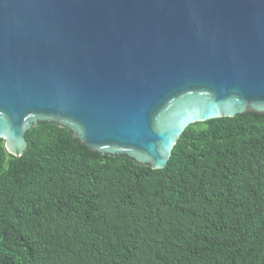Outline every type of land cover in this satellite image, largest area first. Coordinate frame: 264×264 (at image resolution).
Returning <instances> with one entry per match:
<instances>
[{"label":"water","instance_id":"obj_1","mask_svg":"<svg viewBox=\"0 0 264 264\" xmlns=\"http://www.w3.org/2000/svg\"><path fill=\"white\" fill-rule=\"evenodd\" d=\"M264 114V0H0V138L39 121L165 167L190 124Z\"/></svg>","mask_w":264,"mask_h":264},{"label":"trees","instance_id":"obj_2","mask_svg":"<svg viewBox=\"0 0 264 264\" xmlns=\"http://www.w3.org/2000/svg\"><path fill=\"white\" fill-rule=\"evenodd\" d=\"M0 138V264H264V114L188 125L162 169L54 122Z\"/></svg>","mask_w":264,"mask_h":264}]
</instances>
